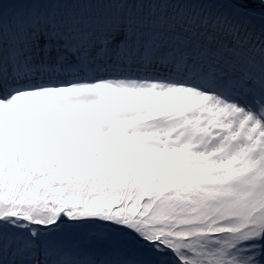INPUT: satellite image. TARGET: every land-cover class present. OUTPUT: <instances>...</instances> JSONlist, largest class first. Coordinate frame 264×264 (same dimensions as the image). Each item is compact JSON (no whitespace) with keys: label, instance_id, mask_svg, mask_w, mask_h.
<instances>
[{"label":"snow or ice","instance_id":"snow-or-ice-1","mask_svg":"<svg viewBox=\"0 0 264 264\" xmlns=\"http://www.w3.org/2000/svg\"><path fill=\"white\" fill-rule=\"evenodd\" d=\"M0 264H264V0H0Z\"/></svg>","mask_w":264,"mask_h":264}]
</instances>
